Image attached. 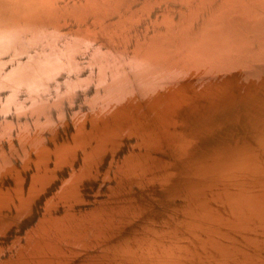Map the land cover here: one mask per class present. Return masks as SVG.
Segmentation results:
<instances>
[{"label": "bare ground", "instance_id": "1", "mask_svg": "<svg viewBox=\"0 0 264 264\" xmlns=\"http://www.w3.org/2000/svg\"><path fill=\"white\" fill-rule=\"evenodd\" d=\"M0 264H264V0H0Z\"/></svg>", "mask_w": 264, "mask_h": 264}]
</instances>
